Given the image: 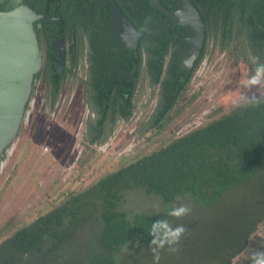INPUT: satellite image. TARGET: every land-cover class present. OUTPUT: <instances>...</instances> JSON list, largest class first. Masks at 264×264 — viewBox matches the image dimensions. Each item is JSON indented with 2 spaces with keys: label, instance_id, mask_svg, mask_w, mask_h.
<instances>
[{
  "label": "trees",
  "instance_id": "1",
  "mask_svg": "<svg viewBox=\"0 0 264 264\" xmlns=\"http://www.w3.org/2000/svg\"><path fill=\"white\" fill-rule=\"evenodd\" d=\"M194 2L206 24V37L217 38L221 51L235 60L243 54L245 59L258 56L262 61L264 0ZM121 68L130 73V65ZM107 75L105 68L98 72L100 91L88 100L95 113V118L85 122L84 140L89 144L106 141L117 120H128L134 99L143 104L150 100L143 85L136 92L125 78L111 84L105 80ZM151 78L157 103L154 113L139 123V137L167 129L196 97L181 96L176 68H168L163 76L162 68L155 66ZM82 98L86 102L83 93ZM86 150L88 157L94 152ZM5 158L3 152L1 161ZM253 180H259L257 188L262 191L254 199L258 211L264 206V103L242 104L68 193L49 211L7 233L0 242V264H153L148 236L152 221L166 218L170 222L174 217L166 213L180 204L213 210L228 193L248 189ZM155 203L158 214L151 207ZM255 213L249 216V228L226 235L227 240L242 242L228 252L224 264L243 251L264 219V211ZM186 228H191L190 223ZM186 250L195 247L191 243ZM178 263L179 256L166 248L161 251L160 264Z\"/></svg>",
  "mask_w": 264,
  "mask_h": 264
},
{
  "label": "rangeland",
  "instance_id": "2",
  "mask_svg": "<svg viewBox=\"0 0 264 264\" xmlns=\"http://www.w3.org/2000/svg\"><path fill=\"white\" fill-rule=\"evenodd\" d=\"M222 63L220 58H204L195 70L187 91V98L197 94L191 104L167 129L146 133L134 140L130 151L125 153L123 151L129 139L121 133L113 146L87 156V150L84 151L79 144L84 107L77 93L70 105L60 104L54 118L43 112L40 100L36 98L34 109L21 124L0 167V242L13 228L28 224L49 211L68 193L81 190L133 158L166 145L172 137L186 133L200 122L210 121L212 117L201 119L203 113L220 108L218 117L241 104L242 96L252 94L242 87L247 69L242 70L244 75L238 82L236 68H228ZM256 95L258 98L264 95V88L256 91ZM258 183L259 180H253L248 189L231 191L213 210L185 204L196 212L191 211L180 219L170 221L173 226L183 225L186 229L178 245L179 251L170 252L179 256L178 264L225 263L228 252L234 251L242 242L232 238L227 240L226 235L249 228V216L264 211L263 205L258 211L253 205L254 199L262 194ZM151 207L156 209L157 203L151 204ZM198 220L200 226L197 228ZM188 223L190 229L186 228ZM258 231H264V219L243 250L264 249V237L252 238ZM191 243L195 250L187 251L186 246ZM234 258L230 264H233Z\"/></svg>",
  "mask_w": 264,
  "mask_h": 264
},
{
  "label": "flooded vegetation",
  "instance_id": "3",
  "mask_svg": "<svg viewBox=\"0 0 264 264\" xmlns=\"http://www.w3.org/2000/svg\"><path fill=\"white\" fill-rule=\"evenodd\" d=\"M190 1L204 25V39L199 55L193 60L190 73L186 76V72L179 71L177 60V52L185 44L186 31L181 20L173 16L178 9L174 0H22L38 16L32 22V28L40 52V68L33 77L22 123L34 109L36 98L40 100L43 112L54 118L60 104L70 105L77 93L84 107L79 144L84 150L100 151L113 146L114 141L124 133L129 139V144L123 151L125 153L130 151L134 140L141 138L137 134L139 123L154 113L157 88L151 74L155 66L162 68L163 76H166L168 68H176V79L182 84L180 91L183 97H187L193 74L204 58H220L223 66L236 68L235 78L238 82L244 75L242 70L247 69L246 78L251 75L255 67L252 57L245 59L242 54L235 60L228 52L221 51L215 43L218 42L217 38L211 40L206 37V24L199 7L194 0ZM12 2L13 0H0V13L9 12ZM261 58L260 62L264 63V58ZM129 65L128 75L125 71H119L121 67ZM92 68L96 69L94 73ZM104 68L109 73L105 80L110 79L111 84H116L122 82L121 78H125L126 84L130 83L131 89L136 92L143 85L150 100L143 104L139 101L136 103L134 99L131 117L128 120H117L106 141L89 144L84 140L85 122L90 117L93 118L88 100H93L96 91H100L98 85L102 81L98 72ZM113 69L118 70L115 72ZM183 77L184 80H180ZM54 90L57 93L52 103ZM82 93L87 103L83 102ZM242 104L243 102L231 110ZM220 111V108H215L203 113L201 119L215 118ZM128 124L131 126L128 127ZM201 125L203 124L200 122L198 126ZM7 150L8 148L4 151L5 154Z\"/></svg>",
  "mask_w": 264,
  "mask_h": 264
},
{
  "label": "water",
  "instance_id": "4",
  "mask_svg": "<svg viewBox=\"0 0 264 264\" xmlns=\"http://www.w3.org/2000/svg\"><path fill=\"white\" fill-rule=\"evenodd\" d=\"M173 16L185 26L184 46L177 52L179 71L190 73L199 55L204 25L190 0H174ZM38 16L22 0H13L7 13H0V167L2 153L16 139L28 103L34 75L40 68V52L32 22ZM180 80H184L180 78Z\"/></svg>",
  "mask_w": 264,
  "mask_h": 264
},
{
  "label": "clouds",
  "instance_id": "5",
  "mask_svg": "<svg viewBox=\"0 0 264 264\" xmlns=\"http://www.w3.org/2000/svg\"><path fill=\"white\" fill-rule=\"evenodd\" d=\"M252 63L255 67L242 84V87L252 94L242 96V100L244 106L256 107L264 103V95H259V98L256 95V91L259 92L264 88V63L260 62L258 56L252 57ZM92 116L95 118V113H92ZM156 212L159 213V208L156 209ZM190 212L189 206L180 205L171 207L166 215L180 219ZM185 232L186 229L183 225L173 226L166 218L152 221L148 236L151 237L149 247L153 256V264H160L161 251L165 248L171 253L178 252V245ZM256 236L264 237V231H258L252 238L254 239ZM233 264H264V249H245L235 256Z\"/></svg>",
  "mask_w": 264,
  "mask_h": 264
}]
</instances>
